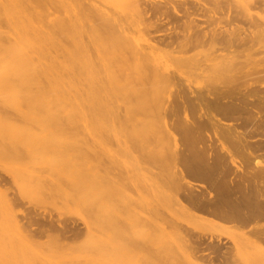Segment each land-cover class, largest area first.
<instances>
[{
	"label": "rangeland",
	"instance_id": "rangeland-1",
	"mask_svg": "<svg viewBox=\"0 0 264 264\" xmlns=\"http://www.w3.org/2000/svg\"><path fill=\"white\" fill-rule=\"evenodd\" d=\"M135 1L52 0L46 3V9L40 3L29 8L39 9L33 13L38 24L48 12L69 23L68 31L57 33L56 45L46 47L57 59L65 60L63 72L70 73L74 80L72 85L71 79L0 82V264H194L198 259L202 264L205 261L194 249L199 235L205 233L206 237L233 243L234 237L226 228L205 225L199 210L190 207L189 211L194 212L186 211L179 205V197L187 203L185 197L190 191L207 193L209 189L214 193L216 189L200 180L199 175L189 174L200 171V164L210 163L221 144L216 139L200 138L198 126V114L206 109H199L200 92L234 83L233 73L217 69L214 63L258 61L264 65V32L257 33L248 46H233L222 52L227 56L217 58L213 53L217 50L209 44L174 48L156 43L157 49L151 52L154 60L162 65L163 72L172 74V80L165 83L155 77L146 58L134 57L137 50L131 46L137 44L141 52L150 53L147 46L155 42L154 35L182 28L179 22L171 23V29L162 27L165 29L156 35L153 25L157 17L165 15L153 10L145 14ZM172 2L179 12L170 7L166 9L168 17L185 15V8L192 3L195 6L190 10L198 22L215 26L218 31L239 27L249 36L254 32L252 23L264 25V0ZM46 20L49 22V18ZM6 30H10L9 23L0 17V39ZM124 69L133 72L128 80ZM93 77L104 79V107H91V98L83 91ZM263 78L262 75L255 83L261 90ZM241 80L244 84L245 79ZM262 92L260 95H264ZM255 97L250 105L252 112L262 113L264 118V101L258 114ZM196 109L202 111L198 113ZM161 115L166 121L170 118V129L176 126L172 129L177 132L176 144L174 139H165ZM252 126L249 128L255 133L246 139L253 144L264 141L263 127L257 130V121ZM206 131L213 134L210 128L203 130L206 137ZM209 140L213 143L210 147L217 146L215 149H208ZM261 150L251 160L238 156L243 163L242 173H250L257 159L264 160V149ZM226 156L230 170L211 169L209 177L216 174L225 181L232 179L237 169ZM179 167L187 175L184 181ZM229 182L230 186L232 181ZM195 212L199 216H194ZM192 226H202L205 231ZM252 248L255 247L248 249L251 255L247 251L246 257L243 253L230 264H264V254L256 253L259 247L254 251Z\"/></svg>",
	"mask_w": 264,
	"mask_h": 264
},
{
	"label": "bare ground",
	"instance_id": "bare-ground-1",
	"mask_svg": "<svg viewBox=\"0 0 264 264\" xmlns=\"http://www.w3.org/2000/svg\"><path fill=\"white\" fill-rule=\"evenodd\" d=\"M51 1L52 0H0V17H4L10 26L9 31L6 30L3 32L5 37L4 38L1 37L2 39H0V82H9L11 80H28V81L33 82V80L34 81L35 80H37V81H41V80L55 81L58 79H61V80L62 79H71L72 81L70 84L72 85L73 80H74V79H72L73 78L72 75L70 73H64L63 72V69L67 67L65 60L62 61L60 59H57V57H55V55H52V53L48 52V49L46 47L47 44L56 45V42L58 39L57 33H60V32L65 33L66 31H68L70 28L69 23H66L63 20H59L58 17L53 15L54 13L48 12V13H46V15L44 17L40 18L39 24H38V22L33 19V16H34L33 13L38 11L39 9H37V10L34 9L33 11L30 10L33 7H37L38 3H40V5H42V7L44 9H46V5L48 4V2H51ZM162 1H160V2L153 1L152 2V0L151 1L137 0L135 2H136V6L138 7V9L145 14H147V13L149 14L150 10H151V12L153 10V11L161 12V15H165L163 17L162 16L157 17V19H156L157 22H156V20H154L156 23L153 25L154 27L152 29H154V31H156V35H157L158 31L161 32L162 30L165 29V28L162 29V27L167 26L168 30L171 29L172 27H169L168 25H170L171 23L174 24L175 22H177V24L179 22V27H181L182 29L179 31L176 30L177 32L168 31V32L163 33V34L160 33L161 35L158 34L157 37H154L155 36L154 35L153 38H155V42L153 43L154 40L150 41L152 43H150L147 46L150 53H146L145 51L141 52L142 48H140V46L137 44L135 46H131V48H133V49L136 48L135 50H137L136 53L134 54V57L146 58L148 64L150 65L149 67L152 68V70H153L152 72H154V74L156 75L155 77H157L159 80H161L162 82H165V83H168L170 80H172V74H169L168 72H163L164 71V70L162 71L163 68L161 69L162 65L160 66L158 64V62L154 60L153 54H151V52L153 53L155 51V48L157 49L158 43H159L160 47H161L160 44H164L166 46H172V47L174 46V48L175 47H179V48L181 47L182 48V47H186V46L190 47V45L209 44L211 47H213L214 49L217 50V52H213V53H215L214 57L217 58L219 56H221V57L227 56L222 52L226 49H229V48L232 49L231 47H233V46H238V47H240V45H247L248 46V44L254 40L257 33L260 34V33L264 32V25H263V23H260V22L252 23V25L254 26V32H251V34L249 36H246L245 34H243L241 32L242 28H239L238 26H237L238 27L237 29L226 28V29H223L221 31H218V29L215 26H214V28H210L208 26H205L206 23H199L197 18H195L193 16L194 12L191 11L192 9L190 10V7H194L195 5L193 6L192 3H191L190 7H188L189 5L187 7L184 5V7H186L185 8V10H186L185 15H183V16L180 15V16L175 17V16H172L170 13V15L173 17V19H170L171 16L168 17V15L166 14L168 11L166 9L169 10V8L172 7L171 9L173 12H174V9L177 12H179V11L176 9L175 3L172 2L173 0H165V2H162ZM200 1H202V0H200ZM175 2H176V0H175ZM203 2H200V4L206 6V3H203ZM184 4H186V3H184ZM164 9H165V11H163ZM171 9H170V12H171ZM39 14H40V16L43 15L42 10L39 11ZM181 14H182V12H181ZM24 18H26L27 20H25ZM48 18H49V22H47V20L44 21L45 19H48ZM181 19H182V21H181ZM180 21L182 23H180ZM209 23H211V22L209 21ZM202 24H204V25H202ZM113 25L115 26V24H113ZM171 26H174V25H171ZM212 26H213V23H212ZM118 27H119V25H118ZM120 27H123V26H121V24H120ZM116 28H114V29H116ZM223 28H225V27H223ZM154 31H153V33H155ZM124 32H125V30H124ZM124 32L122 30V33H124ZM246 32H248V31L246 30ZM119 33H121V32L119 31ZM122 35H123V37L125 36L124 34H122ZM120 36H121V34H120ZM126 38H124V39H126ZM150 39H151V37H150ZM127 47H130V46L128 45ZM235 56L236 55H234V57ZM236 63L237 62L233 63V62L229 61L227 63H221V64L217 63L216 64V62H215L214 66L217 69L233 73L232 77H234V79H233L234 83L232 81L233 84H232V86H229V87H227L228 86V84H227V86L221 85V86H215L211 89L208 88L209 89L208 92H206V93H202L203 91L200 92V101L198 100L200 102L199 109L201 108L203 110L204 106L206 108L205 109L206 114H205V110L204 111L200 110L203 113L201 112V114H198V115H200V116H198V118L200 117V122L198 123V126L200 125V136L199 137L203 138V139L205 138L206 140L208 139V137H209V139L211 138V140L216 139L217 141L218 140L221 141V144H219L220 147L218 146V149L216 150L217 153H215L216 155L213 157V160L210 163L200 164V171L198 169V170L193 171L189 174H192L193 176L199 175L200 180L206 181L212 188H216V189H214L215 190L214 193L212 191H210L209 189H206V190H208L207 193L206 192L193 193L192 191H190L186 194V197H185L187 203H183V200H181L180 199L181 197H179V200H180L179 205L182 206L183 209L185 208L186 211L191 212V214H192L193 210L189 211L188 208L192 207V208H195L196 211L199 210L200 218L202 220H205V225H210V226L221 225V227L226 228V230H228V232H230V234L235 238V239L234 238L231 239L233 241V243L231 242L232 244L230 245V244H227L226 241L222 240L221 238L215 239L216 236L214 238H212L211 236L206 237L207 235H205V233L202 232L204 235H199L200 238L197 241L196 246L194 248L196 250V254L199 256V258H202L201 260L205 261V262L202 261V264L203 263L204 264H230V263L236 261L237 256H240L243 253H244L243 255H245L246 254L245 252H247L249 248L255 247L254 249L257 250L258 248H256V246L259 247V249H258L259 252H258V250H257V252L256 251L255 252L256 253L262 252L261 256H263V254H264L263 253V250H264V221H262L264 219V160L257 159L256 162L254 161L255 162L254 166L257 165L258 167L252 166L254 168V169L252 168L253 169V170H251L252 172L250 171V173H242V170H244V169L240 166H242L243 163H241L242 161L240 162V159L238 157V156H242L243 159H245V160H251V158H252L251 156H253L254 154H258L257 151H259V150L262 151L261 149H264V141H262V139L257 144H253L246 139L248 135L250 136V135H252V133H255L254 130L249 128L253 125L254 122L256 123V121H257V123H258V127L257 128L255 127L257 130H259V128H261V127H263V129H264V118H261L262 113L260 115H256L257 112H255V113L252 112V107L250 106L253 104V97L256 96L258 99V101H257V103H258L257 104L258 114H259V112H261V107H262L261 104H262V101H264V95H262V94L260 95V92L263 91L262 93H264V90H261L259 85L257 86V85H255V83L258 82L259 79H261L262 75L264 76V65L261 64V62L258 63V61H256L255 63H247V64H236ZM195 65L197 68V64H195ZM209 68H211V67H209ZM203 69H201V70H203ZM123 72H124V78L126 80L130 79L133 76V72L127 71L126 69H124ZM217 72L218 71H216L215 73H217ZM110 78H111V76L108 75L107 79H110ZM255 78L257 80H255ZM91 79L89 80L88 88L83 89V91L87 96H90V98H91L90 106L91 107H96V108L104 107L105 102H102V100H101V96H102V92H103V86H104V82H103L104 79H101L100 77H93V79L92 80ZM241 79H243V80L245 79L244 84L242 83ZM228 80L230 82V79H228ZM261 83H263V81H261ZM216 84H220V83H216ZM75 91H79L77 86H75ZM184 99H186V98H184ZM190 100L193 101L192 99H190ZM186 104H185V106H186ZM192 105H194V104H192ZM180 106H181V104H180ZM176 108H177V106H176ZM169 110H170V108H169ZM188 110L191 111L193 109L190 108ZM188 110L187 111L185 110L187 112L186 115H189ZM200 111H198V113ZM193 112H195V110ZM163 113H165V112H163ZM175 114H177V113H175ZM167 115H169L168 112H167ZM186 115H183V116L186 117ZM183 116H181V117H183ZM161 118H163V121H164L163 125L161 123V127H162L163 135L165 136V139H168V140L174 139L173 141L175 142V140H177L178 136L176 135L177 137H175V134H177V132L174 133L173 132L174 130H172V129H174L176 126L174 128H173V126H171L172 129H170L169 126L171 125V122H170V125L168 126V122H169L170 118L168 121H166L167 119L164 120L165 118L162 117V115H161ZM187 118H188V116H187ZM173 119L175 121L174 117H173ZM184 119L186 120V118H184ZM188 119H190V118H188ZM192 120L194 121V118ZM192 120L190 119V122H193ZM230 120L233 122H230ZM188 121L189 120H187L186 122H188ZM226 121H229V122H226ZM195 123L196 122H194V124ZM209 128L211 129L213 134H210V133L208 134V132H207L208 130H207L206 134L208 136L206 137L205 134H203V130H206ZM247 128H248V130H247ZM182 129H184V128H182ZM195 132H196V130H195ZM197 134H198V131H197ZM261 134H262V131H261ZM251 139L249 138V140H251ZM211 140H209L208 149L212 148V147H210L213 145V143H210ZM194 141H196V140H194ZM176 142H175V144H176ZM205 145H207V144H205ZM204 147H207V146H204ZM204 147H203V149H204ZM215 147H217V146H215ZM215 147L213 146V148L211 150L215 149ZM220 150H222V152H220ZM208 151H210V150H208ZM173 152H175V149ZM208 153H210V152H208ZM226 155L229 156L230 161L235 165L237 170L242 168L241 171H239V172L237 170H235V168H234L236 174L234 176H232L233 174H231L233 180L230 178V180L232 181V184L230 186H229V184H227L230 181L229 179H228L229 181H227V180L225 181L224 179H220L218 176L215 177L216 174L214 175L213 178H211L207 174V172H211V169H214L216 171L217 169H220L223 167H224L223 172H228L230 170V167L227 165L226 158H228V157ZM207 156H208V154H207ZM229 159H228V162H229ZM253 160H254V158H253ZM239 162L241 163V165L239 164ZM183 163H185V162H183ZM247 163L248 164L245 166V168L249 165L250 162H247ZM184 165L186 166V163ZM176 166H175V168H176ZM230 166H232V164ZM259 166H261V167H259ZM186 167H188V166H186ZM255 168H257V169H255ZM173 170H174V167H173ZM173 170H172V172H173ZM179 170H180V167H179ZM181 170H182V168H181ZM183 170H184V168H183ZM176 171H177V169H176ZM231 172H233V171H231ZM248 172H249V170H248ZM183 173L181 171V176H182L181 178H183V181H184V179L186 180L187 175H186V173L185 174H183ZM219 174H217V175H219ZM184 175H186V176H184ZM225 178H227V177H225ZM0 180H2V178ZM179 180H181V179H179ZM187 182H188V180H187ZM189 189H190V187H189ZM191 189H192V187H191ZM185 192H187V191L185 190ZM178 196H180V195H178ZM178 196L176 198H178ZM176 200H178V199H176ZM199 212H195L196 214L193 213L194 216H196V215L199 216L198 215ZM47 218H49V217H47ZM47 218L45 220H47ZM84 223H85V227H86L87 223L86 222H84ZM60 224H62L61 221H60ZM63 225H64V223H63ZM75 226H77V225H75ZM61 227H62V225H61ZM73 227H74V225H73ZM192 227L196 228L197 226L196 227L192 226ZM200 227H202V226H198L197 230L199 229L198 231H203L204 229H201ZM79 228L80 227H78V229ZM71 229H72V227H71ZM180 230H181V228H180ZM73 231H74V229H73ZM184 231H186V230H184ZM77 232H79V230H77ZM182 232H183V230H182ZM74 233H76V232H74ZM186 233H187V231H186ZM190 233H192V232H190ZM197 233H199V232H197ZM70 234H72V233H70ZM195 235H196V233H195ZM226 236H227V234H226ZM196 237H197V235H196ZM221 237H222V235H221ZM192 244H194V243H192ZM254 249L252 248L253 251H254ZM256 253H254L255 257H257ZM190 254L194 255L195 253H190ZM248 254L251 255V253L249 251H248ZM246 256L247 255H245V257ZM192 258H193V256H192ZM191 260L194 261L196 259L194 257V260L193 259H191ZM262 260L264 261V259H261V261ZM194 262H195L194 264H198V262H200V261L198 259L197 262L196 261H194Z\"/></svg>",
	"mask_w": 264,
	"mask_h": 264
}]
</instances>
